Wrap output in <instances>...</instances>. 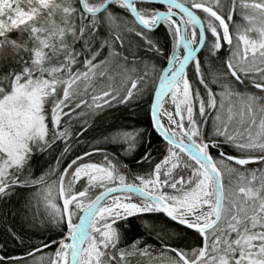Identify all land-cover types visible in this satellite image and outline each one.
<instances>
[{
    "label": "snow or ice",
    "instance_id": "6c2138e0",
    "mask_svg": "<svg viewBox=\"0 0 264 264\" xmlns=\"http://www.w3.org/2000/svg\"><path fill=\"white\" fill-rule=\"evenodd\" d=\"M0 264H264V0H0Z\"/></svg>",
    "mask_w": 264,
    "mask_h": 264
},
{
    "label": "trees",
    "instance_id": "16d2710c",
    "mask_svg": "<svg viewBox=\"0 0 264 264\" xmlns=\"http://www.w3.org/2000/svg\"><path fill=\"white\" fill-rule=\"evenodd\" d=\"M125 116H128L129 118L125 119ZM110 123H115L117 125H128L130 127L131 126H135V127H146L147 126L143 113H141L139 117H136V116H131L129 113L116 112L107 118V121L104 124V127H107L108 124H110ZM108 150L109 151H117V149H114V148H110ZM253 167H256V165H253ZM172 227L175 228L176 226L172 225ZM179 227H180V229H183V226H179ZM188 231H189V235L191 238V235H192L191 230H188ZM45 251L46 252L47 251H54V249L45 250ZM13 254H15V255L21 254L20 249H15L13 251Z\"/></svg>",
    "mask_w": 264,
    "mask_h": 264
},
{
    "label": "rangeland",
    "instance_id": "374dc122",
    "mask_svg": "<svg viewBox=\"0 0 264 264\" xmlns=\"http://www.w3.org/2000/svg\"><path fill=\"white\" fill-rule=\"evenodd\" d=\"M237 21H239V17H237Z\"/></svg>",
    "mask_w": 264,
    "mask_h": 264
}]
</instances>
